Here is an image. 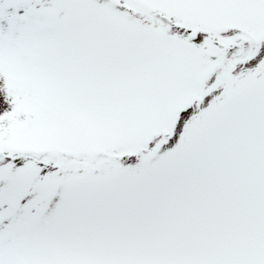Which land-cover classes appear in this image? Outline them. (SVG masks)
Returning a JSON list of instances; mask_svg holds the SVG:
<instances>
[{
	"label": "rangeland",
	"instance_id": "rangeland-1",
	"mask_svg": "<svg viewBox=\"0 0 264 264\" xmlns=\"http://www.w3.org/2000/svg\"><path fill=\"white\" fill-rule=\"evenodd\" d=\"M0 264H264V0H0Z\"/></svg>",
	"mask_w": 264,
	"mask_h": 264
},
{
	"label": "trees",
	"instance_id": "trees-1",
	"mask_svg": "<svg viewBox=\"0 0 264 264\" xmlns=\"http://www.w3.org/2000/svg\"><path fill=\"white\" fill-rule=\"evenodd\" d=\"M152 138V137H151Z\"/></svg>",
	"mask_w": 264,
	"mask_h": 264
}]
</instances>
